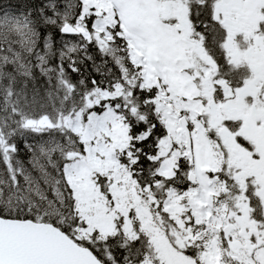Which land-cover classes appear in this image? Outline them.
I'll return each instance as SVG.
<instances>
[{
  "label": "snow or ice",
  "instance_id": "1",
  "mask_svg": "<svg viewBox=\"0 0 264 264\" xmlns=\"http://www.w3.org/2000/svg\"><path fill=\"white\" fill-rule=\"evenodd\" d=\"M0 264H264V0L0 4Z\"/></svg>",
  "mask_w": 264,
  "mask_h": 264
},
{
  "label": "trees",
  "instance_id": "2",
  "mask_svg": "<svg viewBox=\"0 0 264 264\" xmlns=\"http://www.w3.org/2000/svg\"><path fill=\"white\" fill-rule=\"evenodd\" d=\"M18 2H19L20 4H24V3L27 2V0H18ZM6 3H8V0H0V4H6ZM12 3H14V4L17 3V0H12ZM90 51H91L92 55L96 58L97 62H99L100 57H99V55L96 53V50L93 48V49H90ZM91 69H92V66H91V64L89 63V64H88V70H89V72H91ZM93 74H94V73H93ZM73 78L76 79L77 77H75V75H74ZM97 79H100V77L97 76ZM21 148H22V151H21V153H20V158L23 159V160H25V161H27V159H28V153L26 152V150H23V146H22V145H21ZM34 174H35V173H34Z\"/></svg>",
  "mask_w": 264,
  "mask_h": 264
}]
</instances>
